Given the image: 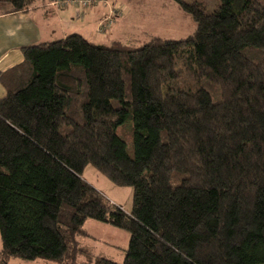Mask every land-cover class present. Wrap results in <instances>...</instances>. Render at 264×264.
<instances>
[{
    "label": "trees",
    "instance_id": "1",
    "mask_svg": "<svg viewBox=\"0 0 264 264\" xmlns=\"http://www.w3.org/2000/svg\"><path fill=\"white\" fill-rule=\"evenodd\" d=\"M52 1L0 14L72 8ZM171 1L197 24L185 40L72 33L1 74L0 264H76L88 220L130 234L123 263L94 264H264V0ZM89 165L133 188L130 212L84 180Z\"/></svg>",
    "mask_w": 264,
    "mask_h": 264
},
{
    "label": "rangeland",
    "instance_id": "2",
    "mask_svg": "<svg viewBox=\"0 0 264 264\" xmlns=\"http://www.w3.org/2000/svg\"><path fill=\"white\" fill-rule=\"evenodd\" d=\"M104 1V0H102ZM111 5V9H119L120 16L114 21L113 26L118 21L119 31L109 41H102L108 44L112 40H120L128 44H143L146 41L159 37L166 40H185L192 36L197 30V24L192 17L184 12L179 6L171 0H105ZM191 2V0H185ZM207 4L209 8L215 7L217 0H199ZM104 6L107 9V3L98 2L91 8ZM8 8H4L6 10ZM106 17V16H105ZM104 17V19H105ZM111 27V29L113 28ZM106 36V35H103ZM133 131L134 124L127 121L123 126L118 128L117 134L127 144V151L130 156L134 155L133 149ZM83 178L90 185L96 188L109 203H114L126 212L133 208V188L119 187L114 185L104 174L99 172L94 166L89 165L84 173ZM96 221L88 220V223ZM99 223V222H97ZM103 225V231L95 229L94 224H88L89 234L93 239L99 238L103 243L94 246L93 243L86 242L82 247L83 253L76 259V264H94L98 256L123 263L126 257V251L129 246L130 234L121 229L114 228L110 225ZM109 228V229H108ZM95 229V230H94ZM125 232L128 235L127 242L123 241L113 232ZM121 232V233H123ZM123 233V234H125ZM2 251V240L0 236V252ZM108 251V254L106 253ZM8 264H60L55 261L38 259L35 261H25L22 259L10 258Z\"/></svg>",
    "mask_w": 264,
    "mask_h": 264
},
{
    "label": "crops",
    "instance_id": "3",
    "mask_svg": "<svg viewBox=\"0 0 264 264\" xmlns=\"http://www.w3.org/2000/svg\"><path fill=\"white\" fill-rule=\"evenodd\" d=\"M75 13L74 8L55 10L39 2L28 11L0 14V76L23 63V47L60 40L72 33H79L92 42L102 43V41H109L120 30L117 21L106 36L98 33L100 23L110 13L109 7L107 9L104 6L91 8L82 20L77 19ZM5 96L6 90L0 81V100ZM88 224H94V228L99 232L105 228L99 225L101 223H88L87 221L85 229L88 234ZM110 232L123 241L127 242L130 239L123 231L121 232L125 234L111 231V229ZM98 237L97 239H93L92 236L81 238L80 244L83 246L86 242H90L95 246L97 242L103 243L100 236ZM106 253L108 254V251Z\"/></svg>",
    "mask_w": 264,
    "mask_h": 264
},
{
    "label": "built area",
    "instance_id": "4",
    "mask_svg": "<svg viewBox=\"0 0 264 264\" xmlns=\"http://www.w3.org/2000/svg\"><path fill=\"white\" fill-rule=\"evenodd\" d=\"M98 2L107 3V6L110 8V13L102 20L100 23L98 33L102 35H107L110 32V29L115 21L113 15L118 14V10L116 8L111 9V5L107 1L102 0H53L51 2V6L55 8H65L72 7L75 9V16L77 19L82 20L86 12L90 9V7Z\"/></svg>",
    "mask_w": 264,
    "mask_h": 264
}]
</instances>
